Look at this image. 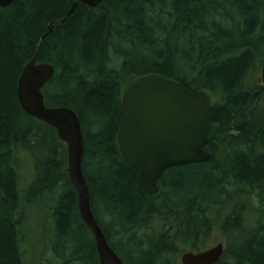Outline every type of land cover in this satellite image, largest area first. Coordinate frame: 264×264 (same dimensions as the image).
<instances>
[{"label": "trees", "instance_id": "16d2710c", "mask_svg": "<svg viewBox=\"0 0 264 264\" xmlns=\"http://www.w3.org/2000/svg\"><path fill=\"white\" fill-rule=\"evenodd\" d=\"M73 1L0 6V264H28L35 204V264H98L66 145L18 102V77L34 55L54 65L45 104L77 112L91 209L125 264H181L180 253L211 246L217 230L224 250L213 264H264V0H102L67 14ZM150 72L212 100L209 158L165 169L156 194L141 188L116 140L121 94ZM23 154L31 165L21 183Z\"/></svg>", "mask_w": 264, "mask_h": 264}, {"label": "water", "instance_id": "95a60500", "mask_svg": "<svg viewBox=\"0 0 264 264\" xmlns=\"http://www.w3.org/2000/svg\"><path fill=\"white\" fill-rule=\"evenodd\" d=\"M12 0H0V6ZM102 0H74L67 14L79 2L96 6ZM55 19L47 25L45 36L60 23ZM54 65L37 61L36 55L23 66L17 80V97L29 115L53 126L66 144L67 172L78 193V210L90 227L96 241L98 264H125L107 242L91 209L90 193L82 171L84 154L83 132L77 112L65 105L47 106L43 85L52 78ZM264 86V61L260 68ZM212 101L203 89H187L171 77L150 72L134 79L122 92L119 128L116 140L124 160L139 173V184L146 192L156 194L157 179L175 165L207 160L204 148L211 128ZM224 250V242L200 250H186L179 255L181 264H213Z\"/></svg>", "mask_w": 264, "mask_h": 264}, {"label": "rangeland", "instance_id": "374dc122", "mask_svg": "<svg viewBox=\"0 0 264 264\" xmlns=\"http://www.w3.org/2000/svg\"><path fill=\"white\" fill-rule=\"evenodd\" d=\"M261 104L264 106V98L261 100ZM22 158L23 160L21 166V175H22L21 183H24L29 177L31 162L29 158H26V156H24V154L22 155ZM27 216L28 217H26V228L28 229V235L27 238L25 239L24 246L26 250V257L28 264H35V255L38 252V248L36 245L37 243L36 238L37 237L39 238L41 231V207L37 204L28 206ZM44 216H45V211H44ZM38 221H39V225H38ZM223 239H224L223 233L220 230H217L215 232V237L212 238L211 242H213L212 244H214L216 241Z\"/></svg>", "mask_w": 264, "mask_h": 264}]
</instances>
